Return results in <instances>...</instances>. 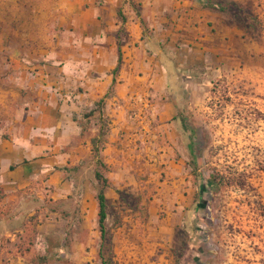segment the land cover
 I'll use <instances>...</instances> for the list:
<instances>
[{
  "label": "rangeland",
  "instance_id": "rangeland-1",
  "mask_svg": "<svg viewBox=\"0 0 264 264\" xmlns=\"http://www.w3.org/2000/svg\"><path fill=\"white\" fill-rule=\"evenodd\" d=\"M205 1L146 0L142 8L141 0H121L109 10L110 0H93L106 9L94 22L106 37L88 40L85 53L112 36L129 55L106 90L111 65L90 73L96 95L85 94L70 71L80 135L69 147L30 144V170H38L40 156L50 172L19 187L17 160H0L7 172L0 178V264H99L100 186L96 158L83 150L100 127L99 113H87L107 92L100 158L114 264H264V0H212L223 11ZM85 7L91 12L92 0ZM73 8L66 0H0V157L31 125L32 105H51L59 67L81 49L84 39L70 30ZM131 16L139 42L125 24ZM117 79L124 82L119 94ZM36 149L47 153L36 156ZM211 175L217 185L206 184Z\"/></svg>",
  "mask_w": 264,
  "mask_h": 264
},
{
  "label": "crops",
  "instance_id": "crops-1",
  "mask_svg": "<svg viewBox=\"0 0 264 264\" xmlns=\"http://www.w3.org/2000/svg\"><path fill=\"white\" fill-rule=\"evenodd\" d=\"M146 0H141V7L143 8L146 3ZM89 0H66L67 6L70 5L75 10L76 16H77V23L76 25H73L72 29L70 27V30L76 33H80L82 36L81 40V49H77L75 52V56H67L65 61L62 62V66L59 67L60 70L62 71L63 75L61 76V82H60V90L58 93H51L50 94V104L51 105H46L43 104L44 101H41V104H34L32 105V109L29 111L31 113L30 116H28L30 119L31 125L28 126L27 131L23 130V134H21L17 137H14V140L11 142L12 146L9 147L6 151V155L3 157H0V160L5 159V160H17V173L19 174V182L20 186H26L32 179L39 177L47 172H50L49 167L43 163L44 160H47V157H40L39 155H46L44 150H38V153L36 156H39L38 158L34 159L40 163H37L38 165V170L36 172L31 171V164L27 162L29 160L31 154L30 152L31 147L30 144L32 143H39V144H47V148H55L51 147L50 143L53 140V144L56 143H65L66 145L68 144V147L70 145H73V143L76 141L74 140L77 138V136L80 135V131L76 130L77 125L75 124V120L72 117V107H71V102L69 101L70 95L69 92L73 91L76 87L71 86L70 84L75 81L74 74L70 73V71L74 70L77 72L76 75V83L86 88L85 94H95L96 95V90L95 93L91 92L88 87H93L94 81L93 78L94 76L90 73L96 71L99 65L103 63H109L112 68L117 63L118 59V47L121 49L122 53V61L126 60V55L129 53L124 52V46H120L117 44L116 37H110L108 39L109 44L107 46H104L103 44H98L94 45L93 50L90 55H87L85 53V48L90 46V43L88 40H93L95 38L102 40L103 38L106 37V34L102 32L101 30L97 29V26L94 24L95 20H102L104 13H106V9L103 8H97L96 5L92 0V9L91 12H88L89 8L85 7V4H88ZM111 2V8L109 10H115V7L119 6V2L121 0H110ZM142 11V10H141ZM142 16V14H141ZM134 17H127V22L125 24L129 25V28L133 29L134 31V39L133 42H139L138 39H140V30H139V20H133ZM139 19V18H138ZM114 24H115V29L117 30L119 27V20L114 19ZM88 22H91V33L89 34V29L87 28L89 24ZM122 22V21H121ZM132 35V32L131 34ZM132 38V37H131ZM129 37V42L131 40ZM124 40V39H122ZM92 44V43H91ZM128 47V45L126 44ZM87 47V48H88ZM87 49V53H88ZM122 65V62H121ZM124 65V64H123ZM121 67V66H120ZM79 72V73H78ZM76 74V73H75ZM87 75V76H85ZM117 83L118 86L116 87V93L119 94L120 92V86L124 85V82L121 80L118 81ZM93 81V82H92ZM112 81V78L107 76V78L104 79L103 81V89L106 90L107 87L110 85ZM76 84V85H77ZM99 82H97L98 86ZM84 93H80L76 96H82ZM60 96V97H57ZM60 101H59V99ZM111 99H116V95L113 96ZM110 99L108 100V105H109ZM33 128V129H32ZM79 134V135H77ZM94 136V135H93ZM51 139V140H50ZM88 143V142H87ZM86 147V146H85ZM90 147L87 145V149L85 148L83 150V154L86 155L88 154V151ZM55 149H53L54 151ZM78 151V149L74 150H68L67 155L73 156L75 155L74 153ZM51 152V151H49ZM55 152H57L55 150ZM35 154V153H34ZM35 156V155H32ZM35 156V157H36ZM78 158L80 156H77ZM1 176L0 178H5L7 175V172L5 170L6 167L1 166ZM12 165H7V169H11ZM59 177L58 174L53 173L50 175V179H56ZM65 183H61V185L64 186Z\"/></svg>",
  "mask_w": 264,
  "mask_h": 264
},
{
  "label": "trees",
  "instance_id": "trees-1",
  "mask_svg": "<svg viewBox=\"0 0 264 264\" xmlns=\"http://www.w3.org/2000/svg\"><path fill=\"white\" fill-rule=\"evenodd\" d=\"M204 7L216 9L219 11L224 10L223 7L215 4L212 0H206L204 3ZM117 14L121 18L122 23H124L126 20L125 16L120 11H117ZM136 15L137 17H139L141 26L144 27L145 21L141 17L140 12L136 11ZM121 62H122V53L120 47H118V59L116 65L112 69L113 77L111 84H114L115 82L114 75L118 73ZM106 96H108V92L105 93L103 97H101L98 101L95 102L94 107L87 113V116L92 115L94 112H98L100 118V127L98 133L90 138V145H91L90 150L92 155L96 158V169L94 170V178L96 179V181L100 186V189L98 190V193L96 195L97 223H98L99 239H100L99 247H98L99 264H114L112 260L113 249H112L111 236L106 224L108 215H107V200L105 196V188L109 186V181L101 171V168L103 169L106 168V164L100 158V150L104 147V145L107 142L106 135L109 126V122H107L103 118L104 97ZM206 184L208 186L217 185L216 176L211 175L207 179Z\"/></svg>",
  "mask_w": 264,
  "mask_h": 264
}]
</instances>
